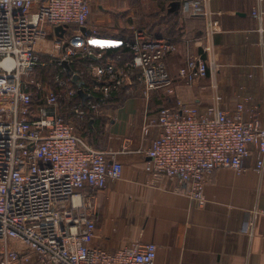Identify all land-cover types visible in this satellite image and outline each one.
Masks as SVG:
<instances>
[{
  "label": "built area",
  "instance_id": "obj_1",
  "mask_svg": "<svg viewBox=\"0 0 264 264\" xmlns=\"http://www.w3.org/2000/svg\"><path fill=\"white\" fill-rule=\"evenodd\" d=\"M207 1L183 0V9L199 13ZM256 1L252 13L263 40L264 0ZM93 4L94 0H0V264L156 263L154 242L115 251L94 244L96 205L87 188L105 189L110 180L122 178L124 164L118 150L97 148L84 139L76 118L84 119L86 105L99 114L95 94L104 102L126 83L129 72H139L148 95L176 83L196 84L213 76L218 67L206 58L210 46L201 34L186 39L185 59L172 74L168 57L178 44L169 36L134 28L133 39L125 41L131 58L94 66L92 75L99 81L107 75L108 82L83 84L87 98L71 104L74 117L66 119L60 93L38 81L36 68L46 64L45 56L72 63L79 55H99L96 30H82L88 28ZM65 24L69 27L60 37L55 27ZM219 26L217 20L210 21L207 35ZM56 81L67 87L69 99L79 94V88L71 86L72 76L59 74ZM211 87L216 88L213 83ZM213 97L207 108L180 98L174 106L160 107L143 125L145 139L152 128L157 135L149 148L136 150L148 156L147 183L164 186L171 181L199 206L207 202L205 173L230 168L241 174L251 153L255 169L264 171V125L257 109L246 104L251 97L232 110L221 106V94Z\"/></svg>",
  "mask_w": 264,
  "mask_h": 264
},
{
  "label": "crops",
  "instance_id": "obj_2",
  "mask_svg": "<svg viewBox=\"0 0 264 264\" xmlns=\"http://www.w3.org/2000/svg\"><path fill=\"white\" fill-rule=\"evenodd\" d=\"M148 3L150 8L123 11L115 7L117 0H94L87 29L96 30L99 58L133 39L134 28L139 27L157 36L185 34L168 57L172 74L185 59L186 39L201 34L210 46L206 58L215 61L218 69L196 84L158 89L162 98L144 90L121 106L100 112L109 120L99 146L119 151L124 172L105 189L87 188L96 205L94 244L115 251L154 242L158 246L155 264H264V171L255 169L254 153L245 159L247 169L241 174L230 168L205 173L207 202L199 206L186 192L174 189L171 181L164 186L147 183L148 156L136 152L149 148L157 135L152 128L145 139V119L154 117L161 104L171 101L173 105L178 98L207 108L218 93L223 96L221 106L232 110L250 96L246 104L257 109L264 125V36L262 40L252 13L257 1L209 0L202 12L194 13L198 16L184 11L183 0ZM212 20L220 26L207 35Z\"/></svg>",
  "mask_w": 264,
  "mask_h": 264
},
{
  "label": "trees",
  "instance_id": "obj_3",
  "mask_svg": "<svg viewBox=\"0 0 264 264\" xmlns=\"http://www.w3.org/2000/svg\"><path fill=\"white\" fill-rule=\"evenodd\" d=\"M142 10V9H141ZM143 13L145 11H142ZM189 16H198V14H194L193 12H188ZM78 26L74 25L73 28L76 29ZM169 36V35H168ZM185 36L184 33L178 34V38L176 36H169L172 38L174 42H179L181 38ZM131 39V38H129ZM124 44L120 48L111 49L105 52L104 58H99L98 55H89L82 56L79 55L75 58V60L71 63L73 70L80 75V78L84 80V84L86 86L93 87L96 84L101 82H108L109 77L106 75L102 78V81H99L97 77L92 75V70L94 66L97 65H107L110 62L122 63L126 60H129L132 56L130 49ZM176 42V43H177ZM46 61L45 65H39L36 68V77L38 80H42L43 83L50 89L56 90L60 93V100L62 102L61 114L66 118L74 117L73 113L70 110V106L73 103L82 102V96L80 94H76L74 99L71 100L66 97L67 87L60 86L56 81L57 75L68 76L63 69L61 63L58 60H54L48 56L43 57ZM139 72L127 73V81L121 86L119 89L112 91L109 96L106 98L104 102H100V94L96 93V103H99L100 110H104L107 108L115 109L121 106L125 100L129 97L139 94L141 91L145 90V86L138 80ZM72 87H76L77 85L74 82H71ZM153 94L158 96V98H162L163 96L158 93V90H152ZM161 103V102H160ZM171 101L165 102V104H161L159 106H174L171 105ZM158 108V109H159ZM109 120L107 116L104 114H96L90 106H85V117L84 119L76 118L77 132L86 139L92 146L100 148L99 143L102 142V135L104 132V127L106 122Z\"/></svg>",
  "mask_w": 264,
  "mask_h": 264
},
{
  "label": "water",
  "instance_id": "obj_4",
  "mask_svg": "<svg viewBox=\"0 0 264 264\" xmlns=\"http://www.w3.org/2000/svg\"><path fill=\"white\" fill-rule=\"evenodd\" d=\"M69 27L68 24H65V25H60V26H56L55 27V33L57 35H59L60 37H63L65 36V32H66V29ZM82 30L83 31H87L88 29L86 27H82ZM61 65L65 68L66 70V73L70 76H72V81L77 85V87L79 88L78 92L79 94L82 96L83 100H85L87 98L82 86L84 84V80H82L79 76L78 73H76L72 66H71V63L68 62L67 60H63L61 61Z\"/></svg>",
  "mask_w": 264,
  "mask_h": 264
},
{
  "label": "rangeland",
  "instance_id": "obj_5",
  "mask_svg": "<svg viewBox=\"0 0 264 264\" xmlns=\"http://www.w3.org/2000/svg\"><path fill=\"white\" fill-rule=\"evenodd\" d=\"M101 1H103V0H101ZM148 1H150V0H117V3H119V4H117L118 6H115V7L122 9L123 11H127L129 8L132 9V7H133V9H135V8L137 9L138 7H142V6H145L148 8L150 6ZM142 11H144L143 8H142ZM38 81L41 82L42 80H38Z\"/></svg>",
  "mask_w": 264,
  "mask_h": 264
}]
</instances>
